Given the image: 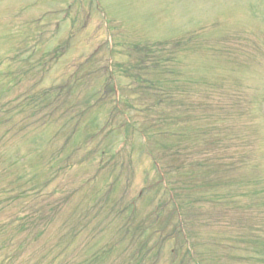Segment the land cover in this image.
Returning a JSON list of instances; mask_svg holds the SVG:
<instances>
[{"label": "rangeland", "instance_id": "obj_1", "mask_svg": "<svg viewBox=\"0 0 264 264\" xmlns=\"http://www.w3.org/2000/svg\"><path fill=\"white\" fill-rule=\"evenodd\" d=\"M147 242L137 264H264V0H0V264Z\"/></svg>", "mask_w": 264, "mask_h": 264}, {"label": "trees", "instance_id": "obj_2", "mask_svg": "<svg viewBox=\"0 0 264 264\" xmlns=\"http://www.w3.org/2000/svg\"><path fill=\"white\" fill-rule=\"evenodd\" d=\"M165 95H167V91L165 92ZM169 95V94H168ZM40 102V101H39ZM136 232H138V235L140 236L141 235V233H143V231H136ZM112 250H107V249H105V250H103V255H104V259H105V261L107 262V261H109L110 259H111V256L112 255H114V253L116 252V250H114L113 248H111ZM128 256V255H127ZM100 258V257H99ZM139 261V260H138ZM137 258H134L133 256H129V259H128V261H124V262H120L119 264H137Z\"/></svg>", "mask_w": 264, "mask_h": 264}]
</instances>
